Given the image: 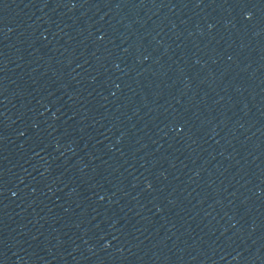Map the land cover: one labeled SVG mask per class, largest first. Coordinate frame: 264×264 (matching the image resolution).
Returning a JSON list of instances; mask_svg holds the SVG:
<instances>
[{
    "label": "water",
    "instance_id": "obj_1",
    "mask_svg": "<svg viewBox=\"0 0 264 264\" xmlns=\"http://www.w3.org/2000/svg\"><path fill=\"white\" fill-rule=\"evenodd\" d=\"M0 264H264V0H0Z\"/></svg>",
    "mask_w": 264,
    "mask_h": 264
}]
</instances>
